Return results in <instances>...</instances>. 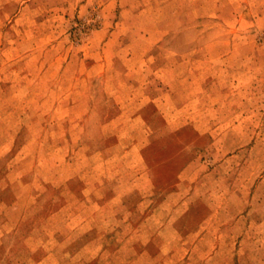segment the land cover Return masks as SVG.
I'll return each mask as SVG.
<instances>
[{
	"label": "rangeland",
	"instance_id": "1",
	"mask_svg": "<svg viewBox=\"0 0 264 264\" xmlns=\"http://www.w3.org/2000/svg\"><path fill=\"white\" fill-rule=\"evenodd\" d=\"M0 264H264V0H0Z\"/></svg>",
	"mask_w": 264,
	"mask_h": 264
}]
</instances>
